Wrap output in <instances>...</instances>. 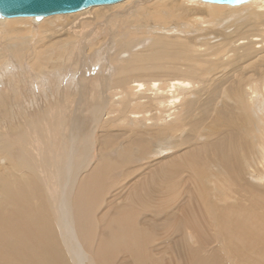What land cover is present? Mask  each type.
Segmentation results:
<instances>
[{"label":"bare ground","instance_id":"bare-ground-1","mask_svg":"<svg viewBox=\"0 0 264 264\" xmlns=\"http://www.w3.org/2000/svg\"><path fill=\"white\" fill-rule=\"evenodd\" d=\"M193 11H200L201 14H204L203 17L207 16V19H205L207 24L211 22V25H215L212 22L222 16L220 21H224V25L227 21L229 23L231 21L230 24H233L231 25L233 27L230 31L225 27L228 32H223V34H214V36H218L214 38L215 41L209 40L208 35L203 34L205 37L203 35L199 37V32L200 34L204 33H201L203 29L199 26L202 19L200 20L197 17L199 16L198 13H196L197 16H194ZM42 18V20H36L33 17H0V33L2 32L7 37V39L2 37L7 44L6 50L0 49V75L3 76L0 79L3 81L5 78L7 82V85H4L5 88L0 89V111L9 110L13 112L18 109L17 114L12 113L10 118L5 117L4 113H0V223L2 220L3 224L5 217L8 216V221L6 220L8 230L12 228L17 231L23 227L24 230L28 228L30 232L36 234L39 232V228L32 226L29 222L32 219L26 221L22 218L25 209L20 201L27 202L31 199H38L44 203L46 200L49 204L51 203L53 219L50 220L54 221L53 224L50 220H46V224L50 225L52 232L56 231V235L53 238L49 237L52 234H47L42 243L37 245L41 247L58 246V258L62 262L63 257L67 254L69 264H93L95 257L86 248L85 238H82L83 234H81L82 231L80 232L81 225L78 222L77 206L75 205L76 191L82 175L85 172L89 173L96 170L100 174L101 170L107 169L106 164L109 165L108 161H110V154H107V149L110 151L112 146L117 151V156L122 159V165L129 163V160L135 158L137 154L141 159L143 157L147 158L148 152L153 146L156 147L155 151L158 152L163 147L171 146L174 147L177 154L176 161L179 166L173 163L176 162L173 161V154L167 156L169 162L164 166L168 165L170 171L169 173L166 172L164 167V174L168 173V176L164 175L167 178L165 177L166 182H162V187L163 183L168 185L170 178L172 180L169 185H176L175 183H178L176 182V177H178L176 174L183 171L184 163H191L185 161L188 158L182 153L187 152V156L191 157L192 152L195 153L196 151L195 140L200 138L203 149H206L205 143L208 146L207 152L212 156L208 159V163L197 161L194 162L195 164L191 163L194 166L189 165L191 166V175L194 177L191 179L195 180L196 188H198L201 196L200 199L204 202L205 192L211 191L214 206L215 208L217 206V210L220 209L218 211L214 209L218 212L216 214L218 217L214 218L217 219L216 224L219 220V226L221 227L219 229H223L222 233L226 235L222 236L239 239L237 241L241 242V247L244 245L246 249L257 248V244V247H255L252 240H261L264 237V215L261 214L264 213V206L262 205L264 201V73L256 77L251 84H249V81L247 88L240 87L235 79L229 81V77L231 71H233L232 68H234L232 67L233 62H238L246 57L248 59L249 57H255V55L264 51V0H250L240 5L209 3L202 0H122L114 4L88 7L75 13ZM173 19H186L189 24L184 26L188 29H184V26V28H180L181 25L170 28V21ZM197 20H200V23ZM180 22H177V24H180ZM216 23L218 25V21ZM59 24H62V27L63 24L68 25L69 28L66 27L67 30H64V28V31H61L60 26V28H57ZM33 25H37L36 28ZM206 25H204L205 29L208 28ZM74 26L76 29L78 28L77 30L82 29L81 32L76 31ZM218 28H221V25ZM213 29H216V27H213ZM173 30L176 32L173 33ZM254 30L261 34H251ZM50 32L52 33L49 36ZM99 34L101 35L99 36ZM260 35L262 37L258 38L257 36ZM19 36L26 38H22V42H20L21 38ZM76 36H82L84 41L92 38L89 40L90 46L84 43L80 44L75 40ZM103 36H108L107 39L112 38L111 42L105 43L106 37L101 40ZM49 38L50 41L46 42V39ZM23 44H25L24 47H22ZM27 44L28 52L25 51ZM107 44H111L112 47L116 48L114 53L110 55V63H107V66L104 67L105 73L102 72L104 74L92 76V79H90L82 68L85 69V66L92 65L93 58L97 59L99 52L108 47ZM214 44L217 46H214ZM30 46L31 50L29 52ZM86 47L90 52L94 51L96 54L93 55V52L88 51L84 56V50H87ZM106 54H108L107 51ZM26 56L27 58H25ZM26 59L34 72L26 69L27 66L23 64V60ZM70 61L74 63L72 67L74 72L79 65L80 72L83 75L79 78L77 74L72 73L75 89L67 92L64 88H57V83L60 82L61 84L60 79L63 77V71L71 69L72 62ZM93 66L90 67L94 68ZM12 67L17 70L10 72L8 69ZM236 68L238 67L236 66ZM98 73H101L100 69ZM78 79H80V82H78ZM89 82L90 85L87 84ZM92 82H95V84L91 85ZM227 82L228 84H226ZM4 86L2 85V87ZM35 88H38L37 93L34 90ZM43 89L46 90L43 98L36 97L39 99L37 102L33 100L36 104H32V107L24 104L28 100L27 98L31 97L32 91L38 94L37 96H41ZM3 90H7V93L1 96ZM32 95L34 96V94ZM214 106L215 109H213ZM8 120L15 121L8 123ZM113 124L118 128L112 129ZM43 125L41 133L36 131ZM32 130H35L34 140H37L35 160L29 156L28 158H22L21 153V157L15 165L18 168L23 166L26 172L23 171L24 175L20 177L12 178V169L15 167L13 164V150L17 149L20 153V149L24 148L26 141L23 136L31 133ZM93 130H95L96 151L101 160L92 162L93 169L86 171L85 169L90 163L88 162L90 156L85 155L86 153L83 152L85 146L82 148L80 143ZM17 131H23V135H16ZM255 132L258 133H256L257 136ZM249 138L253 139V143L249 142ZM34 140H28V145ZM247 143L249 147L252 144V149L253 145L256 147L258 154L255 156L258 165L256 169L250 168L251 166L247 161L245 163L240 159V155L245 150L244 145ZM183 145L185 146L182 147ZM197 158L195 160H199V157ZM125 159H128V162ZM207 165H209V171L206 170ZM240 165L242 170H240ZM184 167H186V164ZM48 169L51 171L48 172ZM158 169L163 170V167H158ZM2 170H6L8 173H3ZM204 170L206 171L205 174L202 173L205 172ZM164 171L160 172L163 173ZM187 172L189 171L187 170ZM51 173H53L52 177L55 181V190L48 197L45 182ZM155 174V178H153L154 176L151 177L152 174H150L151 179L157 180L156 183L160 182L159 172L156 171ZM39 175L43 177L41 181L38 178ZM92 177L87 181L90 182ZM96 178L95 180H97ZM144 181L146 187L147 181ZM41 182L44 184V189ZM156 183L153 185L155 186ZM158 185L160 184L158 183ZM237 185H241L240 188L238 187L239 192V189L236 188ZM248 190H251V194H256L255 201H253L255 203H251L252 200L249 199L247 205L244 204L243 206L241 204L248 201ZM31 193L32 196L29 198ZM16 194H18V197L15 196ZM36 194H39L42 198L36 196ZM200 199L198 200L200 201ZM257 199L262 200L261 204L257 203ZM239 205L243 206H240V209L245 208V211H242L243 215H240L241 212L239 211L241 210L238 211L240 218L232 216L233 210L237 211L236 206ZM223 209H229V211L225 212L226 210H224L223 212ZM127 213L130 215L129 212ZM14 214L19 218H11ZM121 215L124 217L123 214ZM31 222L37 224L35 220ZM117 222L120 223L121 221ZM241 222L245 223L244 228H242L245 236L240 228V224H243ZM17 223L19 228L15 227ZM119 223L117 224L121 225ZM138 226L139 223L131 220L129 234L136 232L140 228ZM115 227L117 226L115 225ZM238 228L240 237L237 235L239 230L236 231ZM120 230L122 232V229ZM198 232L199 234L202 233ZM216 232L218 231L213 233ZM140 234L142 233L140 232ZM192 234H195L194 231L190 235L194 238L196 235L193 236ZM12 235L14 236L15 233H12ZM143 236H145L144 233ZM196 237L194 240L197 241L198 238ZM218 238L221 239V237ZM235 239L234 242H236ZM111 240L113 241V238ZM230 240L228 239V241ZM225 241L228 245V241ZM263 242L262 240L261 243L264 244ZM108 243H110V240ZM194 243L198 244V241ZM232 244L231 248L234 246ZM120 245L122 246V244ZM192 245L194 246V244ZM98 247L100 248V246ZM107 247L105 250H107ZM114 247H116V244ZM25 248H28V244L24 241H17L14 244L12 242L1 243L0 256L5 250L9 252V250ZM225 248L228 249L226 246ZM258 248L257 250H259ZM129 249H132V247ZM135 249L137 248L135 247ZM134 250H131L133 251L132 254H134ZM36 252L32 250V254L35 255ZM44 252H41L40 255L36 254L32 264H54L53 262L57 261H51L52 257L50 260L48 256L44 255ZM94 253L96 254V252ZM141 253L137 254H140V257L135 253L138 258L136 259L134 255V261L138 260L137 262L140 263L141 260H146L145 257L143 260L144 252ZM250 253H252V250H250ZM207 258L208 261L211 260V258ZM224 258L226 260L227 257ZM253 258L251 259L253 260ZM261 260L259 259V261ZM236 263H239V261Z\"/></svg>","mask_w":264,"mask_h":264},{"label":"rangeland","instance_id":"rangeland-1","mask_svg":"<svg viewBox=\"0 0 264 264\" xmlns=\"http://www.w3.org/2000/svg\"><path fill=\"white\" fill-rule=\"evenodd\" d=\"M193 13H194V16H197L196 13H198L199 16H197V17H199L200 20L202 19L201 23H200V20H197V22L200 23L199 26L202 27V29H203L201 31V33L204 32L202 34H200V32H199L198 33L199 37L204 34V35H208L207 38H210L209 40L215 41L214 38L218 37V36H214V34H223V32L227 31V29H225V27L228 28V31H230V29H232V27H233V26L231 27V25H233V24H230L231 21H230V23L228 21H227V23L225 22L226 24H229V25L225 24L226 25L225 26L223 23L224 21L223 22L220 21V20H222V16L218 20H215L216 22L218 21V25L215 21L212 22V24L215 23V25H211V22H210V24L205 23V19H207V16L203 17L204 14H201L200 11H193ZM191 16H193V15H191ZM41 20H39V21H41ZM185 20L186 19H180V20L173 19V20H171L172 22L170 21V25L169 24L168 25L170 26V28H176V27L181 25L180 28H182L184 25L189 24V22L187 20H186V22L183 23V21H185ZM176 21L177 22L181 21V22H180V24L179 23L177 24ZM174 22H176V23H174ZM176 24H177V26H176ZM61 25L59 24V25H57L58 27L56 26L57 28L61 27V29H60L61 31L67 30V28H69L68 25L65 26L63 24V27ZM204 25L208 26V28L205 29ZM220 25H221V28H218V26L220 27ZM222 25H223V27H222ZM33 26L36 28L37 25L36 26L33 25ZM211 26H212V28H211ZM213 27H216V29H213ZM74 28H75V26H74ZM77 29L75 28L76 31H80V32L82 30V29H79V30H77ZM184 29H188V27H185ZM223 29H225V30H223ZM99 32H101V31H99ZM175 32L176 31L173 30V33H175ZM51 33L52 32L49 33V36L51 35ZM251 34L259 35L261 33H258V31L254 30L251 32ZM100 35L101 34H99V36ZM209 35H210V37H209ZM2 37H5V36L1 32L0 33V49L6 50L7 44L4 41H5V39H7V37H5V39H3ZM105 37L103 36L101 38V40H103V38H105ZM107 37L105 38L104 42L108 43V41H109V43H110L112 38L109 37L107 39ZM257 37L260 38L262 36L260 35ZM19 38H21V36H19ZM22 38H26V37H22ZM22 38L20 39L21 40L20 42H22ZM75 38L74 39L76 41H78L80 44L84 43L87 46H90L89 40L92 39V38H88V39H86L88 41H86V40L84 41V38H82V36H79V37L76 36ZM201 38H203V37H201ZM48 41H50V38L46 39V42H48ZM104 42H102V43H104ZM93 43L95 44L96 42H93ZM263 43H264V41H263ZM24 46H25V44L22 45V47H24ZM107 46L108 47H105L106 49L104 48V49H102V51L99 52L100 54L97 55L98 56V58L96 57L97 59L93 58V60H92L93 62L91 61L93 64L89 65L88 66L89 68L86 66H85V69L82 68V70L86 73V76H89L90 79H92V76H97L99 74L105 73L104 67L107 66V63H110L109 62L110 55L112 53H114V51L116 49V48L112 47L113 45H111V44H107ZM214 46H217V45L214 44ZM87 48L88 47H86V49ZM30 50H31V46L29 48V52H30ZM25 51L28 52V44L26 46ZM88 51H89V49L84 50V56L86 55V52H88ZM106 51L108 54H106ZM90 53H92L93 55L96 54V53H94V51H91ZM260 54H264V51L258 53V55H255V57H249V59H248V57H246L245 59H240V61H238L239 63L233 62L232 67H234V68H232L233 71H231V73H230L231 75L232 74L233 75L232 76L230 75L229 81H232V79H235L238 81V84H240V87L242 86V88L243 87L247 88L249 81H250L249 84H251L256 77H259V75L261 73H264V67H263L264 55H260ZM107 55H109V56H107ZM25 58H27V56ZM104 58H105V60H104ZM105 61H107V62L105 63ZM70 62H72V61H70ZM75 62H76V59H75ZM95 62H97V63L99 62V63L97 64ZM28 63L29 62L27 59L23 60V64H25L27 66L26 69L30 70L31 72H34V69H32V67L29 65L30 63L29 64ZM94 63L98 66L94 67L93 66V65H95ZM71 64L72 65H70V68H71L70 70L67 69L66 71H63V77H62V79H60L61 84H60V82L57 83V85H58L57 88L58 87H59V89L64 88V89H66L67 92H70L71 90L73 91L75 89L74 83H73V78H72V73L77 74L79 78H80V76L83 75V73L80 72L81 68L79 67V65L77 66L78 69L76 67L75 72H74V69H72L74 63L72 62ZM90 66H93L94 68H92ZM236 66L238 68H236ZM97 67H99V68H97ZM11 69H8V70H10V72H12L16 68L14 69L12 67ZM99 69L101 70V73H98ZM102 72H104V73H102ZM25 74H26V72H25ZM0 77L2 79L3 76L0 75ZM1 81H0V89H4L5 86L7 85L6 79L4 78L2 83H1ZM78 82H80V79H78ZM228 82L226 84H228ZM1 84L3 86L5 84L6 85L4 87H2ZM87 84L90 85V82ZM93 84H95V82L91 83V85H93ZM229 84H230V82H229ZM28 90L30 91V89H28ZM34 90H36V93H37L38 88H35ZM45 91L46 90L43 89V91L41 92V96L40 95L37 96L38 94L33 93V91H32V93L30 94L31 97L27 98L28 100H26L25 103L23 101V103L29 107L30 106L32 107V104H36L35 102H37L39 99H41V97L43 98V95H45L44 94ZM30 92H28V93H30ZM5 93H7V90H3L1 92V96H3ZM32 94H34V96ZM32 96L34 97V99ZM36 97H38L39 99ZM30 99H32V100H30ZM29 100L32 102L31 104H30ZM33 100H35V102ZM23 103H22V105H23ZM213 109H215V106ZM17 111H18V109H16L13 112H10L9 110H4L2 112L0 111V113L1 114L4 113L5 117L10 118V116L12 117V113L16 115ZM9 118H7V119H9ZM15 120H17V119H15ZM15 120H8V123L11 121H15ZM43 127H44V125L42 127L40 126L36 131L41 133V130ZM111 127H112V129L118 128V126H116L114 124ZM241 127H243V125H241ZM22 130H24V128H22ZM22 133H23V131L22 132L17 131L15 134L16 135H23ZM34 133H35V130H32L31 133H27L25 136H23L26 141H25L24 148L20 149V153H19V150H17V149L13 150V164L14 165L16 164L17 160L20 159L21 153H22V158L23 157L28 158V156H29L35 160V157H36L35 152H37V150H36L37 140H34ZM91 133H89V135H91V137H89V135H88L85 139L83 138V141H81V143H80L82 148H83V146H85L83 148V152L86 153L85 155L90 156V159L88 160V162H90V163L88 164L89 166L85 169L86 171L93 169L94 166L92 165V162H98L101 160V158L99 157V154H97V151H96V143H95V137H94L95 136V130H93ZM241 133L242 132L240 130V134ZM256 133L257 132H255V135L257 136L258 133L257 134ZM28 140H34V141L28 145ZM90 141H92V142H90ZM250 141L253 143V139L251 140L249 138V142ZM201 142H202V140L200 138L198 140H195V143H196L195 150L196 151H195V153L192 152L191 157L187 156L188 155L187 152L182 153V155H184L185 157L188 158L185 161L191 162V163H194L197 161H200V162L206 161L208 163V159L212 156L207 152L208 146L204 143V146L206 147V149L204 150ZM45 143H47V141H45ZM91 144H93V145H91ZM184 146L185 145H183L182 147H184ZM251 146H252V144H251ZM251 146L249 147L248 143L244 145L245 150L242 153L243 155L242 154L240 155V157H241L240 159L245 163L247 161V163L251 166L250 168L256 169V167L258 165L256 163V157L255 156L258 154H257V150L255 149L256 147H254V145H253V149H252ZM113 147L114 146H112L111 149L109 148L110 151L107 149V154L108 155L110 154L109 155L110 161H108L109 165L106 164L107 169H103L104 171L101 170L102 172H100V174L98 173L97 170L89 172V173L85 172L79 181L78 189L76 191L75 205L77 206L76 210L78 212V219H79V220L78 219L77 220L81 225L80 232L81 231L83 232V233L81 232V234H83V236L82 235L81 236L83 239L85 238L84 243L86 244V248L89 251H91L92 255H94L93 257H95L93 264H97L98 262H100L98 264H198V263H200V264L201 263L202 264H204V263L205 264H233V263L234 264H239V263L243 264L245 261H246L245 264L246 263L247 264H254L255 262H256V264L257 263L264 264V251H262V250H264V244L261 243L262 240L264 241V239H263L264 237L261 240L258 239L259 241L257 239H255L256 241L260 242L262 245L256 241H254V239L252 240L254 242L255 247H257V246L259 247V248L257 247L259 250H257V248L246 249V247H244V245L242 246L243 247L242 248L241 242L237 241L239 239L231 238V236H229V235H228L229 237H224L226 235H224V233H222L223 229H219V228H221L219 226V220H218V224H216L217 219L214 218L217 216L216 215V214H218L217 211L220 209L217 210V206L215 208V206H214L215 203L213 201L211 191L208 190V191H206L207 193L205 192V200H204V202H202V200L200 199L201 196L199 194L198 188H196L195 180L191 179L194 177L191 175V169H190L191 166H189V165L194 166L195 163L194 164L184 163V166L186 164V167L183 166V169H182L184 172L181 171V173L179 172L176 174L178 176V177H176L177 178L176 182H178V183H175L176 185H174V184L172 186L169 185V184H171V180H172V178L169 177L170 181H169L168 185L166 183H163V187H162V182H166V178H167L168 173L170 171L168 169V165L164 166L165 164H167L169 162V159H167V156H170V154L171 155L173 154V161L177 160V154L174 150V147H171V146L163 147L158 152V151H155L156 147L153 146V147H151L152 149L150 150V152H148L149 158L143 157L141 159L140 157H138L139 155L137 154L135 158L133 157L134 160H133V158L132 159L129 158L130 159L129 163H126V165H122V163H121L122 159L119 156H117V151H115V149H113ZM115 147H116V145H115ZM197 151L199 152L198 154H197ZM194 154H196V155H194ZM82 155H83V153H82ZM197 157H199V160H195V159H198ZM200 157H203V158L201 159ZM253 159H254V162H253ZM127 160L125 159V161H127ZM115 162H116V164H115ZM173 163L178 165L177 161L173 162ZM205 163H204V165H205ZM110 165H111V169H110ZM158 167L159 168L163 167V170L158 169ZM164 167L166 168L165 171L168 172L167 174H164L165 173ZM184 168H186L190 173L187 172V170ZM49 170L50 169H48L47 171L49 172ZM159 170L164 171V172L162 173ZM206 170L209 171V165L206 166ZM240 170H242L241 165H240ZM23 171H25V168L23 166L18 168L17 165H15V167L12 169V178L13 177L14 178L20 177V176L24 175V173H22ZM156 171L159 172L158 176L162 180L161 181L159 179L160 182H157V183H156L157 180L155 181V179H151V177H153V176H154L153 178L156 177V174H155ZM2 172L8 173L6 170H2ZM35 172H37V171H35ZM53 173L48 175L49 180L46 179V182L44 180V182L46 183L45 188H46V192H47L48 197H49V195L51 196L52 195L51 192L53 190H55V183H54L55 181H54V178L52 177ZM202 173L205 174L206 171L202 172ZM150 174H152V176ZM40 175L38 178H40V181H41V179L43 177H41ZM164 175H167V176H164ZM91 176H93L92 180H90V182L87 181V180L91 179L90 178ZM50 177L53 179H51ZM161 177H163V178H161ZM95 178L97 180H95ZM144 180H146L147 184L148 185L150 184V185L148 186L146 184V187H145V183H144L145 181ZM153 182L156 183V185H155L156 188L153 185L154 184ZM158 183L160 185H158ZM166 185H167V187H166ZM42 186L44 189L43 183H42ZM169 187H170V189H169ZM238 187L240 188L241 185H237L236 188H238ZM166 189L169 191H167ZM171 189H174V190H171ZM252 190H254V189H252ZM239 191H240V189L238 190V192ZM250 191L251 190H248L247 191L248 193L246 192L249 195V196L247 195L248 201L243 202V204H241V205H243V206H244V204L247 205V203L250 201L249 199L252 200L251 203L253 201H255L256 194L254 193V195H253V194H251L252 192H250ZM256 193L258 194L259 192H256ZM141 195H143V196H141ZM15 196L18 197V194H16ZM31 196H32V193H31L29 198H31ZM36 196H40V195L36 194ZM207 196H208V198H207ZM198 199H200V201ZM31 200H32V202H31ZM31 200H28L27 202L26 201H20L22 206H24V209H25V214H23L24 216L22 218L25 219L26 221H28L29 219L37 221V224H33L31 222L32 220L29 222L32 224L33 227L39 228V232L34 234L33 232H30L28 230V228H26L25 230L23 229V227L19 228L18 223L15 225V227L19 228V230L16 231V229H12V228H11V230H8V227L6 225L7 224L6 220L8 221V216L5 217V220L3 219L4 220L3 224H2V220H1L0 224H2V225H0V244L1 243L6 244V243H10V242H12V244H14L17 241H20V242L24 241L28 244V248L20 249V250H11V251L9 250V252H7V250H5L2 253V255L0 256V264H32L33 258H36L35 255L36 254L40 255L41 252H44V251H45L44 255L48 256L49 259L52 257V260L50 259L51 261L57 260V261H55L57 264L58 263L59 264H69L70 262L68 260L69 258L67 257V254H65L66 258L63 257V262L58 258V254H59V251H58L59 249H57L58 246H54V245L52 246L51 245L50 247H41V246L37 245L39 243H42L43 238L47 234L48 235L52 234V236H49V237L54 238V236L56 235V231L52 232L50 225L46 224V220L53 219L51 203L49 204V202H47L46 200L44 201V203L38 199L37 200L39 202L37 200H33V199H31ZM142 201H144V202H142ZM256 201H257V203L262 202V200H259V199H257ZM200 203H202V204H200ZM253 203H255V202H253ZM263 203H264V201H263ZM263 203H262V205L264 206ZM203 204H204V207H203ZM241 205L236 206V208H238V209H237V211L233 210L232 216L234 215L235 217L240 218L239 212H241L240 215H243L242 211L244 212L245 208L240 209ZM243 206H241V207H243ZM223 208H225V207H223ZM128 209H131V210H128ZM214 209H216L217 211ZM229 209H230V207H229ZM229 209H223V212H224V210H226L225 212H228ZM239 210H241V211H239ZM230 211H231V209H230ZM127 212H129L130 215H128ZM212 212H213V214H212ZM221 212H222V209H221ZM200 213H203V214L200 215ZM209 213H210V215H209ZM121 214H123L124 217ZM261 214L264 215V213H261ZM207 215H208V218L210 221L208 220ZM135 216H136V218H135ZM209 216H212V217H209ZM48 217H49V219H48ZM11 218L16 219L19 217L16 214H14L13 216H11ZM210 218H212L213 220H211ZM131 220H135L137 223H139L138 227H140L139 228V229H141L140 231H138L139 230L138 229L136 232H132L129 234ZM149 220H151V221L148 222ZM50 221L54 224L53 220H50ZM117 221H121V222L119 223ZM124 221H125V223H124ZM211 221H213L215 224ZM117 223H119L121 225H118ZM209 223L214 227H212ZM241 223H243V224H240L242 226V227L240 226V228H241L242 232L244 233V230L242 228H244L245 223L244 222H241ZM114 224L117 227H115ZM33 227H32V229H33ZM109 227H110V229H109ZM125 228H126V230H125ZM215 228H217V229L215 230ZM118 229H119V231H118ZM120 229H122V232ZM12 230H14V231H12ZM173 230H175V231H173ZM237 230H239V228L236 229V231ZM192 231H194V233H195V234H192L193 236H195V235L198 236V237L195 236L196 238H198V240H197L198 244L194 243V242H197L196 239L194 240L195 237L193 238L192 236H190ZM198 231H200L202 233L199 234ZM214 231H218V232L213 233ZM219 231H221V232L219 233ZM117 232L118 233L120 232V233L118 234ZM123 232H125V233H123ZM138 232H139V234H140V232L142 233V234H140L141 237L138 234ZM239 232H240V230L237 232L238 234L236 233L238 236H239ZM12 233H15V235L13 236ZM126 233H128V234L126 235ZM143 233L145 236H143ZM7 234H11L13 237L11 235H7ZM115 234L118 235V238H117V235H115ZM217 234H220V235H217ZM222 235H224V236H222ZM186 236H187V238H186ZM217 236L221 237V239L219 240V238ZM244 236H245V233H244ZM110 237L113 238V241L111 240ZM119 237H121V238H119ZM108 238H110V239H108ZM139 238H140V240H139ZM225 238H227V239H225ZM118 239H119V241H118ZM131 239H132V242H131ZM142 239L143 240L145 239V241H143ZM228 239H231L232 241L235 239L236 242H234V241L232 242L231 240L228 241ZM109 240H110V243L107 244V242ZM225 240L228 241V245H230V246L226 245ZM111 241H112V243L113 242L114 243L112 244ZM133 241H134V244H133ZM140 241H141V244H140ZM221 241H224V242L222 243ZM117 242H119V243H117ZM237 242H239V243H237ZM217 243H218V245H217ZM105 244H107L109 248L107 247V245L105 246ZM115 244H116V247H114ZM117 244H119V245H117ZM120 244H122V246ZM136 244H138L139 246H137ZM192 244H194V246ZM224 244L229 249V251L231 250L230 252L228 251V249L225 248ZM231 244L234 245V246H232V248L236 247L235 248L236 250L234 248L232 250ZM256 244H257V246H256ZM237 245H238V247H237ZM98 246H100V248ZM128 246H131L132 249H129L131 247H128ZM92 247L94 248V251H93ZM106 247H107V250H105ZM135 247L137 249H135ZM262 247H263V249H262ZM96 248H99V249H96ZM138 248L140 250H143V251H140ZM126 249H128V250H126ZM223 249L225 250L224 252H223ZM242 249H245V250H242ZM32 250L37 251L35 253V255L32 254ZM131 250L135 251L134 254H132L133 251H131ZM137 250H138V252H137ZM187 250H189V251L187 252ZM240 250H242V251H240ZM250 250H252V253L254 254V256L252 253H250ZM227 251L230 253L231 256L229 255V253ZM234 251H236V252H235V254L232 255V253H234ZM246 251L248 252V255H247ZM60 252H61V248H60ZM94 252H96V254ZM141 252L145 253V254L143 253V255H145V256L141 255V256H143V260L145 257V259H146V260H144L145 262L142 260L140 263L137 262L138 260L134 261L135 258L137 259L138 257H140V254H142ZM100 253H102V254H100ZM103 253H105V254H103ZM108 253H110V254H108ZM135 253H136V255L138 253H140V254L137 255L138 256L137 257L135 255ZM224 253H225V255H224ZM249 253H250V255H249ZM213 254H217V255L214 256ZM226 254H228V255H226ZM236 254H237V256H236ZM241 254H243V255H241ZM257 254L260 256V258H259L260 260H261V255H263L261 261H259V259H258L259 256ZM17 255H19V256H17ZM131 255H133V256H131ZM134 255H135V258H134ZM218 255H220V256L218 257ZM110 256H111V258H110ZM195 256L197 257L196 259H195ZM205 256H206V258H205ZM225 256L227 257L226 260L224 258ZM239 256H241L242 258L244 256L245 257L248 256V257L247 258L244 257L243 259L240 257L242 259L241 260L239 258ZM207 257L211 258L212 261L210 259L208 261ZM212 257H214V258H216V260L217 259L218 260L216 261ZM234 257H236V258H234ZM203 258H205V259H203ZM251 258H253V260ZM99 259H100V261H98ZM148 261H149V263H148ZM218 261H220V262L218 263ZM225 261H226V263H225ZM238 261H239V263H236ZM55 262H53V263L56 264ZM189 262H191V263H189Z\"/></svg>","mask_w":264,"mask_h":264},{"label":"water","instance_id":"water-1","mask_svg":"<svg viewBox=\"0 0 264 264\" xmlns=\"http://www.w3.org/2000/svg\"><path fill=\"white\" fill-rule=\"evenodd\" d=\"M122 0H0V17H42L68 14L96 5H108ZM209 3L240 5L250 0H202Z\"/></svg>","mask_w":264,"mask_h":264}]
</instances>
